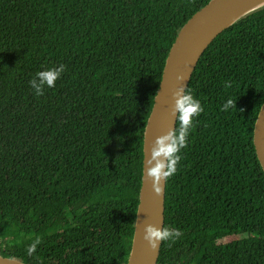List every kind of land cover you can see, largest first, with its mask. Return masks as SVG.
<instances>
[{
  "label": "trees",
  "instance_id": "obj_1",
  "mask_svg": "<svg viewBox=\"0 0 264 264\" xmlns=\"http://www.w3.org/2000/svg\"><path fill=\"white\" fill-rule=\"evenodd\" d=\"M210 0H0V256L126 264L142 138L167 53ZM264 7L192 73L157 264H264ZM232 240L227 241L228 239Z\"/></svg>",
  "mask_w": 264,
  "mask_h": 264
},
{
  "label": "water",
  "instance_id": "obj_2",
  "mask_svg": "<svg viewBox=\"0 0 264 264\" xmlns=\"http://www.w3.org/2000/svg\"><path fill=\"white\" fill-rule=\"evenodd\" d=\"M264 0H210L180 28L162 69L142 138V169L133 234L126 264H157L164 225L167 161L178 113L192 73L212 41ZM252 142L264 174V99ZM0 264H25L0 256Z\"/></svg>",
  "mask_w": 264,
  "mask_h": 264
},
{
  "label": "rangeland",
  "instance_id": "obj_3",
  "mask_svg": "<svg viewBox=\"0 0 264 264\" xmlns=\"http://www.w3.org/2000/svg\"><path fill=\"white\" fill-rule=\"evenodd\" d=\"M233 238H230L228 239L227 241L229 240H232ZM12 247L11 244H7L6 242H0V248H4V249H10Z\"/></svg>",
  "mask_w": 264,
  "mask_h": 264
}]
</instances>
